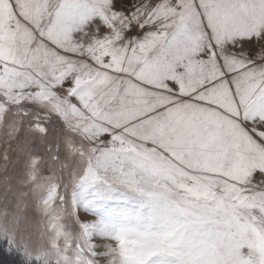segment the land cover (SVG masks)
<instances>
[{"label": "snow or ice", "instance_id": "obj_1", "mask_svg": "<svg viewBox=\"0 0 264 264\" xmlns=\"http://www.w3.org/2000/svg\"><path fill=\"white\" fill-rule=\"evenodd\" d=\"M0 174L24 264H264V0H0Z\"/></svg>", "mask_w": 264, "mask_h": 264}, {"label": "trees", "instance_id": "obj_2", "mask_svg": "<svg viewBox=\"0 0 264 264\" xmlns=\"http://www.w3.org/2000/svg\"><path fill=\"white\" fill-rule=\"evenodd\" d=\"M10 261L13 264H24V261L21 257L12 253L8 250L6 244L3 245L0 243V264H4L2 261Z\"/></svg>", "mask_w": 264, "mask_h": 264}, {"label": "rangeland", "instance_id": "obj_3", "mask_svg": "<svg viewBox=\"0 0 264 264\" xmlns=\"http://www.w3.org/2000/svg\"><path fill=\"white\" fill-rule=\"evenodd\" d=\"M5 207V200H4V186H3V175L0 174V208H3ZM90 219H93L94 217H91L89 216ZM0 243L7 246L8 250H9V245L8 243L3 239V238H0ZM12 253L16 254L17 256L21 257L24 261V257L19 253V252H16V251H11ZM4 264H13L11 263L10 261H2Z\"/></svg>", "mask_w": 264, "mask_h": 264}]
</instances>
